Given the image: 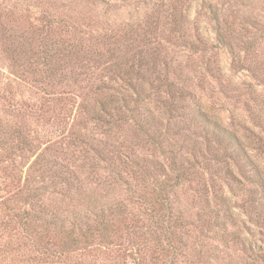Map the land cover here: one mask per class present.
<instances>
[{"label":"trees","instance_id":"obj_1","mask_svg":"<svg viewBox=\"0 0 264 264\" xmlns=\"http://www.w3.org/2000/svg\"><path fill=\"white\" fill-rule=\"evenodd\" d=\"M187 1L163 0L137 26L97 33L96 38H87L90 32L83 26L67 24L68 18L51 15L39 18L40 25L24 36L7 31L4 51L15 62L14 74L24 78L31 73L49 86L36 114L46 117L55 111L50 104L57 102L61 123L68 122L75 108L77 117L72 130L61 129L44 148L21 124L16 123L10 135L0 128L1 155L11 156V164L21 172L14 174V195L24 202L13 206L14 196L0 202V259L1 251L9 250V234L19 239L18 264L26 257L28 264H96L87 257H97L100 251L122 254L132 264L241 263L212 254L206 239L217 242L214 250L221 245L252 261L244 264H264V175L252 153L264 150V100L253 84L235 95L245 97L249 118L261 130L253 134L254 146L207 112L193 80L182 79L185 67L170 58L171 46L184 47L190 61L205 50L198 45L205 43L199 33L189 32ZM208 8L218 41L232 55L233 69L251 71L264 87V19L253 13L240 19L232 7L223 15ZM236 46L242 49L237 52ZM247 55L251 65H246ZM71 56L77 59L72 62ZM83 60L102 69L105 78L81 95L82 101L55 92L61 70L67 64L83 65ZM213 64L210 58L206 62L210 75ZM205 77L202 71L201 80ZM128 118L134 126L130 138L112 136L116 124L131 121ZM91 126L112 140L93 138ZM138 139L148 154L138 155L132 148ZM78 153L92 155L95 173H81L73 164ZM197 167L203 172L194 173ZM100 172L113 183L127 184L131 182L125 173H131L138 184L130 198L103 204L91 197L80 207L75 192L83 196V181L96 175L101 181ZM49 194L68 199V207L46 203ZM240 196L254 228L235 214L232 200Z\"/></svg>","mask_w":264,"mask_h":264},{"label":"rangeland","instance_id":"obj_2","mask_svg":"<svg viewBox=\"0 0 264 264\" xmlns=\"http://www.w3.org/2000/svg\"><path fill=\"white\" fill-rule=\"evenodd\" d=\"M162 1L0 0V128L10 135L14 132L13 128L16 123L21 124L44 148L46 145L52 144L54 137L60 134L61 129L64 128L66 131L72 130L71 126L74 127L73 124L77 117V109L75 108L73 115L69 116L68 122L65 124L63 121L61 123L63 114L62 112L60 113L59 106L61 105L57 102L50 104L51 109L55 111H49L46 117L41 118L36 114L37 112H41L38 110V107L44 104L45 97H47L45 90L49 86L37 80L38 78L31 73L25 74L26 76L24 78L14 74L17 71L15 62L10 58L8 52L4 51L8 40L6 38L9 33L14 31L18 36H24L25 31L32 30L35 26L40 25L38 22L39 18L45 15H51V17L56 19L61 17L68 18L67 24L83 26L90 32L87 38H96L94 34L97 33L101 34L106 31H118L129 29L131 26H137L145 20L147 15L152 14L154 8ZM171 1L174 0H165L167 3H171ZM185 4H189L188 14L190 16L187 21L189 32L193 34L199 33L200 38L205 43L199 42L198 45L200 50L204 48L205 50L203 53L200 51V53L193 54L194 59L190 61L187 57L189 52L187 50L185 51L184 47L171 46V56H169L173 63H181L185 67L182 79L185 80L190 77L193 80V88L212 118L219 120L225 126L236 131L246 145L254 146L256 140L253 134H261V130L249 118L248 111L245 107V97L237 99L235 95L236 92H242L243 87L253 84L258 89L259 100H264V87L261 84H257L259 82L253 78L251 71L246 69L237 71L233 69L232 55L228 48L221 45L217 39L215 33L216 25L209 20L210 9L208 6L213 8L212 11L218 10L222 15L228 13L227 11L232 7L231 11L238 12L240 19L251 13L264 19V0H190ZM236 40L241 45L240 40ZM240 49L236 46L237 52ZM262 49L264 52V41L262 42ZM247 56L249 60L246 62V65H251L250 60L252 57ZM71 57L70 61L72 62L75 61V58L77 59L76 56ZM209 58L214 63L213 67H215L213 75L205 71L206 62ZM202 71L206 76L205 81L200 78ZM104 75L105 73L102 69L95 67L94 63L88 60H83V65L77 64L69 66L67 64V67L65 69L63 68L61 73L58 74L56 80L58 85L54 87V91L63 93L66 97H75L78 101H82L81 95L91 93V87H95L102 78H105ZM77 95H80V97ZM51 96L53 94L49 98ZM78 101L77 103H80ZM58 115H62L61 120L57 117ZM126 120H131V118ZM91 127L89 132L93 138L109 139L110 141L112 140L113 134L123 140L129 139L134 129L132 120L128 122L122 120L117 123L111 132L112 136L104 134L99 128L94 129L95 126ZM132 148L137 151L138 155L149 153V148L140 139L137 142H132ZM1 153L2 150H0V202H5L8 197L14 196L10 201L13 206L20 205L21 203L24 204L22 199L17 200V197H15L17 195H14L18 191L14 174L21 172L16 170L11 164V156L1 155ZM252 153L255 156L260 173L264 175V150H256ZM91 156H81L78 153L76 156H73L72 162L74 165L77 164L79 169H82L80 170L81 173H95L93 170V160L90 159ZM21 161L18 157L16 164L19 165ZM165 163H167L166 160ZM99 165L102 164L99 163ZM28 168L29 164L24 167L25 174L23 180L25 179ZM17 169H20V167ZM196 169L194 173L203 172L198 167ZM102 174L101 181L97 182L99 178L97 175L93 176L89 181H83L84 189L82 188V191L86 192L83 196L75 192L76 196L82 202L80 207H83L84 204L87 205L88 198L91 199V197L98 198L99 203H108L117 198H130L132 188H135L134 184H138V182H133L130 178L131 173H125L129 176L131 184L123 183L119 180L113 183L106 178L107 175L105 173L100 172V175ZM205 178H208V176L205 175ZM143 184H145L144 180ZM140 186H142V183ZM51 190H54V188ZM48 196L50 198L48 200L46 199V203H52V205L57 207H68V199L63 200L61 195L49 194ZM186 199L185 197L184 200ZM242 200L241 196L234 197L232 200L233 204L236 205L234 210L235 214L238 215L239 219L245 221L247 227L254 228L245 212ZM185 207L188 208L189 206L185 205ZM5 235H7V232ZM16 236L20 237L19 234ZM10 238L11 236L8 234L6 240L11 241V243L8 246V251H1L0 264H18L21 251H17L16 246L17 240L19 239L17 238L16 240V237ZM212 241L209 239L204 241L205 243H210L208 246L211 247L212 254L217 253L220 257L224 255L232 263H238L239 261L241 262L240 264H244L243 262H252L246 256H243L241 252L226 250L221 245L219 249L214 250L212 245L216 248L218 244ZM258 243L260 244V242ZM107 255L100 251L97 257L88 256L87 259L93 263L96 262V264H132L130 259L128 260L126 256L122 257V254L117 252L112 253L110 256ZM227 255H231V257L227 258ZM23 259L24 262H20V264H28V257Z\"/></svg>","mask_w":264,"mask_h":264}]
</instances>
